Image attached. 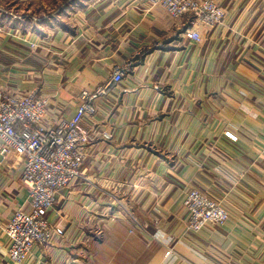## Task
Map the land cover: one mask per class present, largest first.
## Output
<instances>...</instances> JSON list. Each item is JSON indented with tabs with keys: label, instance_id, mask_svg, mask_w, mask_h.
<instances>
[{
	"label": "crops",
	"instance_id": "1",
	"mask_svg": "<svg viewBox=\"0 0 264 264\" xmlns=\"http://www.w3.org/2000/svg\"><path fill=\"white\" fill-rule=\"evenodd\" d=\"M218 2L225 17L198 28L200 42L153 0H90L51 25L0 12V91L47 99V123L130 64L82 122L112 138L91 135L81 176L49 213L52 242L21 264H264V0ZM22 172L23 160L0 158V264H14L3 227L29 207ZM190 187L229 219L190 230Z\"/></svg>",
	"mask_w": 264,
	"mask_h": 264
},
{
	"label": "built area",
	"instance_id": "2",
	"mask_svg": "<svg viewBox=\"0 0 264 264\" xmlns=\"http://www.w3.org/2000/svg\"><path fill=\"white\" fill-rule=\"evenodd\" d=\"M175 19H187L192 29L187 37L201 41L198 28L214 29L222 23L225 10L218 0H153ZM31 45L37 48V43ZM130 64L116 66L110 81L95 90L82 89L79 105L71 118L47 123L48 101L36 92L0 91V158L23 160L22 180L29 189V207L17 210L3 227L8 238L7 252L14 264H21L34 247L47 246L53 240L54 228L49 221L56 194L68 188L82 174V165L92 134L111 139L112 134L100 133L98 127L88 131L82 124L98 110L97 99L111 86L122 83L129 74ZM225 135L233 141L239 136L228 129ZM182 204L188 213V228L199 232L207 224L223 225L230 217L219 202L199 187L185 191ZM168 248L166 256L172 255Z\"/></svg>",
	"mask_w": 264,
	"mask_h": 264
},
{
	"label": "rangeland",
	"instance_id": "3",
	"mask_svg": "<svg viewBox=\"0 0 264 264\" xmlns=\"http://www.w3.org/2000/svg\"><path fill=\"white\" fill-rule=\"evenodd\" d=\"M33 1V0H30ZM90 0L85 1L84 0V5L87 4ZM63 0H44V1H39L38 4H35L36 2H28L27 5L24 4H17V5H10L9 7V12L11 16L14 17H18V18H23L25 16L31 17L34 21H36V23H38V21L40 20L39 17L42 16H46L47 21H44L45 25L49 24L51 25V22L53 21H58L61 20V18H65L67 17V15L69 14H57L59 12H57L59 9V6L62 4ZM32 4V5H31ZM5 0H0V7L2 6L5 7ZM21 5V7H20ZM28 5H30V7H27ZM84 5L82 6H76L75 10H70V14H73L77 9H81L82 7H84ZM44 9L46 11H44ZM28 10V11H27ZM30 10V11H29ZM37 11V12H36ZM36 12V14H34ZM51 19V20H50ZM42 23V24H44ZM33 43V42H31ZM30 43V47L32 49H36L34 48ZM38 45V44H37ZM38 47V46H37Z\"/></svg>",
	"mask_w": 264,
	"mask_h": 264
},
{
	"label": "trees",
	"instance_id": "4",
	"mask_svg": "<svg viewBox=\"0 0 264 264\" xmlns=\"http://www.w3.org/2000/svg\"><path fill=\"white\" fill-rule=\"evenodd\" d=\"M83 1L84 0H63L62 4L59 6V9H57L59 13L57 14H70V10H75L76 9V6H82L83 5ZM4 11H0L1 12V17L3 16H6V17H11L10 13H6V11L9 9V8H2ZM44 11H46L44 9ZM37 12V11H36ZM36 12L34 14H36ZM13 18H18V17H14L12 16ZM31 18V17H30ZM39 21L38 23H44V21H47L46 19V16H42V17H39ZM51 20V19H50ZM60 20H58L57 22H59ZM53 24V22H51Z\"/></svg>",
	"mask_w": 264,
	"mask_h": 264
}]
</instances>
